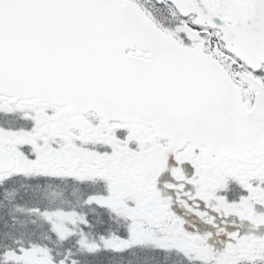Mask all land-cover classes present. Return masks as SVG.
Masks as SVG:
<instances>
[{"label":"snow or ice","instance_id":"1","mask_svg":"<svg viewBox=\"0 0 264 264\" xmlns=\"http://www.w3.org/2000/svg\"><path fill=\"white\" fill-rule=\"evenodd\" d=\"M0 264H264V0H0Z\"/></svg>","mask_w":264,"mask_h":264}]
</instances>
